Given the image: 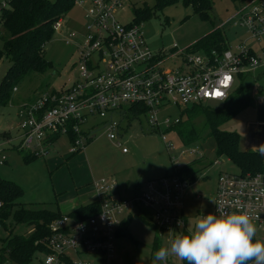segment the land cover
Wrapping results in <instances>:
<instances>
[{"label":"built area","instance_id":"built-area-1","mask_svg":"<svg viewBox=\"0 0 264 264\" xmlns=\"http://www.w3.org/2000/svg\"><path fill=\"white\" fill-rule=\"evenodd\" d=\"M146 1L76 0L90 17L86 38L77 46L79 76L66 90L40 94L21 104L17 113L18 135L14 137L11 133L14 128H11L10 135L0 139V164L7 162L4 152L11 149L46 154V145L61 135L74 136L70 151L77 152L86 139L95 135L96 127L89 133L83 128L92 115L106 119L108 136L115 140L119 138L120 126L115 115H132L128 108L133 105L146 106L149 126L158 128L162 125L159 121L162 108L189 106L206 100L225 101L240 75H254L257 67L264 65V60L247 46L249 37L238 43L236 52L226 48L202 56L190 47L177 49V43L172 47L177 51L171 55L165 51L154 52L140 22L122 23L116 16L117 11ZM7 5L8 0L1 7ZM62 23V19L58 20L55 30ZM227 23L241 25L247 28L250 38L260 39L264 35V0H245L219 27ZM72 37L70 34L66 42L70 43ZM174 56L182 57V65L166 70V61ZM178 122L179 118L166 119L163 124L168 130ZM162 137L167 148L175 150L165 133ZM118 145L122 146L120 138ZM122 150L128 151L124 146ZM214 163L219 162L214 160ZM181 168L176 159L172 174L145 181L130 199L117 198L115 181L95 182L99 211L85 218L65 214L54 219L46 240L49 252L37 253L42 257L35 256L36 264H91L82 257L85 253L100 255V264H108L114 257L115 239L130 215L143 216L170 237L178 232L187 233L185 201L195 182L179 175ZM217 208L227 212L245 211L257 228L264 227V173H220L215 196Z\"/></svg>","mask_w":264,"mask_h":264},{"label":"rangeland","instance_id":"rangeland-1","mask_svg":"<svg viewBox=\"0 0 264 264\" xmlns=\"http://www.w3.org/2000/svg\"><path fill=\"white\" fill-rule=\"evenodd\" d=\"M5 1L7 0H0V15L1 5ZM157 1L146 2L154 7ZM146 2L117 11V18L122 23L133 22L137 16L136 10ZM244 2L245 0H214L212 8L208 11L209 17H204L192 5H186L183 0H179L162 9H155L152 16L140 20V23L147 43L154 52L165 51L171 55L177 49L191 47V51L205 56L207 51L203 47H195L194 44L219 28L220 24ZM62 20V25L55 30L53 38L45 45L46 58L51 61L52 67L45 73L30 72L18 83L10 101L0 107V132L14 128L11 133L16 137L19 123L17 113L21 104L34 100L40 94L66 90L79 76L80 55L77 46L86 38L90 17L83 6L75 4ZM219 29L225 36L227 48L236 52L238 43L249 37L247 46L254 50L257 57L264 60V35L260 39L250 38L247 28L241 25L232 26L229 23ZM3 32L0 22V51L3 48ZM70 34L73 37L71 42L67 43ZM174 43L178 44L177 49H172ZM182 63L181 56L170 57L164 68L176 69ZM10 66L8 59H0V86ZM240 83L239 79L234 88L237 89ZM245 83L250 84L251 105L221 124L219 129L240 133L242 150L255 149L264 152V123L260 122L264 120L260 113V107L264 105V65L257 67L254 75L246 77ZM203 103L217 107L223 102L206 100ZM192 105L162 108L159 113L162 125L158 128L149 126L147 114L138 117L116 114L115 118L120 123L118 135L122 146L118 145L119 138L115 140L109 138L105 127L106 119L92 115L83 128L89 133L92 127H96L95 135L86 139L77 152L70 151L72 142L68 135L57 137L46 145L48 149L46 154L36 155L32 159H27L26 156L33 150L5 151L7 162L0 164V178L21 187L22 194L19 196L18 206L29 209L47 208L67 214L99 200L94 187L95 182L102 179L115 181L119 188L117 198L130 199L134 196L136 188L138 191L145 181L172 174L176 159L184 166L204 154L206 165L198 173L197 180L191 185L185 201L190 232L198 216L217 214L215 196L219 174L240 173L239 167L227 156H216L215 142L208 137L210 130L208 127H202L203 117L194 120L196 126L203 130L201 141L187 144L176 128L172 126L167 130L164 121L179 118L185 108ZM184 118L187 119L186 116ZM162 133L174 143L175 150L170 151L167 148ZM123 146L128 149L127 152H123ZM193 149L198 151L193 152ZM183 151L186 155H182ZM214 160L219 163H214ZM210 161L213 162L207 164ZM17 208L19 207L13 208L7 219L0 221V250L11 231L27 236L32 232V227L28 224L15 221L13 214ZM128 229L131 236L121 233L115 239L114 257L109 259L108 264H181L174 256H169L164 262L155 260V252L161 247L168 246L173 237L160 232L149 220L139 215L133 216L128 223ZM256 238L264 239V227L257 228ZM155 241L158 242L157 247ZM82 257L91 264H100L102 260L100 255L85 253ZM37 262L38 259L34 258L32 264ZM5 264L17 263L6 261Z\"/></svg>","mask_w":264,"mask_h":264},{"label":"trees","instance_id":"trees-1","mask_svg":"<svg viewBox=\"0 0 264 264\" xmlns=\"http://www.w3.org/2000/svg\"><path fill=\"white\" fill-rule=\"evenodd\" d=\"M177 1L179 0H158L154 7L146 2L136 10L135 20L140 22V20L152 16L155 9H162ZM183 1L186 5H192L202 16L209 17L208 11L212 8L214 0ZM75 4L76 0H8V5L1 7L0 22L4 32L0 59H8L11 66L0 86V107L10 101L13 90L30 72L45 73L52 67L51 61L46 58L45 45L55 34L56 22L64 18ZM219 28L205 35L194 46L203 47L208 54L213 50L222 52L227 48V41ZM249 76H239L241 81L239 87L234 88L221 105L214 107L208 104L204 105V103L193 104L192 107H186L179 117V122L172 125L185 139V143L192 144L202 140L203 130L196 126L194 120L203 117L202 127H208L210 130L208 137H211L215 142L216 156H227L239 167L240 174L243 175L264 173V152L255 149L242 150L240 148V133L223 131L219 129V126L251 105L250 84L245 83L246 77ZM128 109L133 116L137 117L147 112V107L144 105H133ZM260 113L263 118L264 105L260 107ZM185 116L187 119L184 118ZM261 121L264 122V120ZM8 135H10L9 131L0 132V139ZM69 137L71 140L74 138L72 134ZM35 156L30 153L26 158L32 159ZM204 156L186 163L178 174L182 177H189L191 182H196L198 173L206 165ZM21 194L22 189L19 185L0 178V221L7 219L14 207H19L13 214L15 221L26 223L32 227V232L28 236L14 234L11 231L0 250V264L6 263V261L32 264L37 253L49 252L46 240L51 234L50 224L54 219L65 215L47 208L29 209L18 206ZM98 211V201H94L67 213V215L85 218ZM140 217L144 219L143 216ZM132 218L133 216L130 215L123 222L118 235L122 233L131 236L128 223ZM155 244L157 247L158 242L155 241Z\"/></svg>","mask_w":264,"mask_h":264},{"label":"clouds","instance_id":"clouds-1","mask_svg":"<svg viewBox=\"0 0 264 264\" xmlns=\"http://www.w3.org/2000/svg\"><path fill=\"white\" fill-rule=\"evenodd\" d=\"M198 216L192 230L178 232L168 246L155 252V260L176 257L181 264H264V239H257V227L245 211Z\"/></svg>","mask_w":264,"mask_h":264},{"label":"crops","instance_id":"crops-1","mask_svg":"<svg viewBox=\"0 0 264 264\" xmlns=\"http://www.w3.org/2000/svg\"><path fill=\"white\" fill-rule=\"evenodd\" d=\"M260 122H262V121H260ZM262 123H264V122H262ZM94 137V136H93ZM141 184V183H140ZM118 191H119V188H118ZM137 192V188H136V190H135V193ZM186 214V213H185ZM186 218H187V222H188V217H187V215H186ZM188 231H189V227H188Z\"/></svg>","mask_w":264,"mask_h":264}]
</instances>
